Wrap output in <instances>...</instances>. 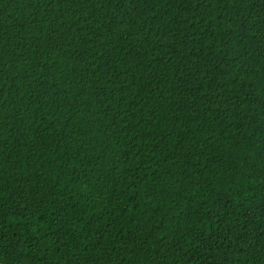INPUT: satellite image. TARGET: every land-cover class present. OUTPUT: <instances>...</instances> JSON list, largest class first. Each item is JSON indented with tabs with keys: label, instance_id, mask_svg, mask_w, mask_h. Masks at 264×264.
Returning a JSON list of instances; mask_svg holds the SVG:
<instances>
[{
	"label": "trees",
	"instance_id": "16d2710c",
	"mask_svg": "<svg viewBox=\"0 0 264 264\" xmlns=\"http://www.w3.org/2000/svg\"><path fill=\"white\" fill-rule=\"evenodd\" d=\"M0 264H264V0H0Z\"/></svg>",
	"mask_w": 264,
	"mask_h": 264
}]
</instances>
